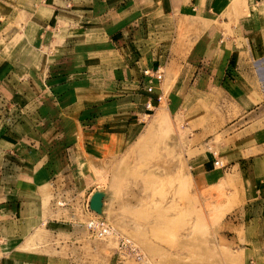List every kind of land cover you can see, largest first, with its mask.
I'll return each mask as SVG.
<instances>
[{"label":"crops","instance_id":"crops-1","mask_svg":"<svg viewBox=\"0 0 264 264\" xmlns=\"http://www.w3.org/2000/svg\"><path fill=\"white\" fill-rule=\"evenodd\" d=\"M2 5L16 12L0 14V233L10 226L27 233L46 226L49 234L86 229L75 205L92 214L95 169L105 171L92 161L109 149L112 137L129 140L136 131L132 118L151 114L142 71L161 67L155 91L164 92V101L169 96V108L182 104L191 117L195 101L219 104L221 126L212 136L220 138L217 158L224 167L214 165L211 150L199 153L191 158L194 177L202 188L230 186L237 193L231 240L241 264H264V0H0ZM6 21L13 24L3 30ZM180 21L199 31L190 38L184 30L181 39ZM80 57L87 60L81 73ZM93 57L99 60L92 63ZM102 87L119 98L97 104L105 92L94 91ZM120 104L129 109L127 123L115 128L109 114L124 109ZM80 136L92 140L83 151ZM80 160L88 161L87 169ZM92 175L96 179L86 182ZM77 262L73 255L39 254L29 260L10 255L3 264Z\"/></svg>","mask_w":264,"mask_h":264},{"label":"rangeland","instance_id":"rangeland-1","mask_svg":"<svg viewBox=\"0 0 264 264\" xmlns=\"http://www.w3.org/2000/svg\"><path fill=\"white\" fill-rule=\"evenodd\" d=\"M13 12L16 11L12 8L0 6L3 17L8 18ZM12 24L6 21L2 29ZM60 25L58 37L63 31ZM197 27L180 21V38H183L184 30L189 31L190 38H193L199 31ZM178 42L181 44L182 40ZM90 60L94 63L99 58ZM86 61L82 57L76 59L80 73L84 66L82 70H86ZM103 63L104 68L107 63ZM168 75L165 89L170 90L172 83ZM104 89L95 88L94 92L102 93ZM102 94L104 97L98 99L97 104L119 98L114 92ZM198 102L192 103L194 114L186 117L182 104L169 108V96L166 95V101L150 115H142L138 121L131 119V126L136 131L132 132L129 140L123 142L114 136L111 144L107 142L110 150L96 155L94 161L89 157L95 167L105 168L104 172L95 169L98 176L96 190L106 194L103 215L112 229L109 236L98 239L82 227L78 232L49 234L44 230L46 226L32 233L10 226L6 232L0 233V264L10 255L29 260L39 254H58L64 258L77 256L78 264H241V254L231 240L234 231L228 226L238 204L237 193H230V186L202 188L194 177L193 156L199 153L207 156L210 150H216L219 156L220 138L212 135L221 126L219 104L214 107L205 100L202 104ZM123 107L117 109L118 117L115 113L109 114L114 117L110 124L115 128L124 127L127 123L125 115L129 109L125 105ZM74 120L69 122L70 128H73ZM210 125L214 127L208 129L209 134L199 135ZM78 141L83 151V144L90 145L88 143L92 140L80 136ZM87 166L88 161L83 163L80 160L79 167L87 169ZM94 178L92 175L85 181ZM50 199L47 194L44 206L49 205ZM58 200L61 203V199ZM55 206L61 208L57 204ZM75 208L80 223L85 224L88 219L98 216L91 210L92 214L86 216L84 206L75 205ZM52 217L60 219L61 215ZM120 238L130 239L139 248L141 260L118 251ZM75 239L79 241L71 243ZM72 245L79 246L75 248Z\"/></svg>","mask_w":264,"mask_h":264},{"label":"built area","instance_id":"built-area-1","mask_svg":"<svg viewBox=\"0 0 264 264\" xmlns=\"http://www.w3.org/2000/svg\"><path fill=\"white\" fill-rule=\"evenodd\" d=\"M164 71L161 67H147L142 71V82L145 84V93L148 95V99L145 102V109L147 113L154 112L165 99L163 91L156 92L155 82L162 81ZM213 157H215L214 165L218 167H224L221 160L217 158L218 153L216 150H211ZM60 204V202H57ZM85 227L89 235L103 239L109 236L112 232L111 226L108 222L101 217H93L87 220ZM118 251L127 255L133 256L136 260H141L142 255L139 248L127 238H120L118 241Z\"/></svg>","mask_w":264,"mask_h":264},{"label":"water","instance_id":"water-1","mask_svg":"<svg viewBox=\"0 0 264 264\" xmlns=\"http://www.w3.org/2000/svg\"><path fill=\"white\" fill-rule=\"evenodd\" d=\"M105 198L106 194L104 191L95 190L88 200V209L94 212L96 215L102 217L103 219H105L103 215Z\"/></svg>","mask_w":264,"mask_h":264}]
</instances>
